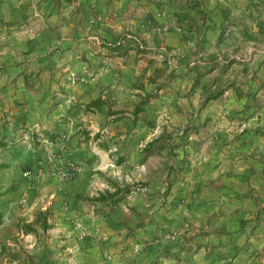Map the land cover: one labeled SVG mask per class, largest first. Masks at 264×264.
Instances as JSON below:
<instances>
[{
    "label": "crops",
    "instance_id": "0c3cea01",
    "mask_svg": "<svg viewBox=\"0 0 264 264\" xmlns=\"http://www.w3.org/2000/svg\"><path fill=\"white\" fill-rule=\"evenodd\" d=\"M0 264H264V0H0Z\"/></svg>",
    "mask_w": 264,
    "mask_h": 264
},
{
    "label": "built area",
    "instance_id": "2783aa9c",
    "mask_svg": "<svg viewBox=\"0 0 264 264\" xmlns=\"http://www.w3.org/2000/svg\"><path fill=\"white\" fill-rule=\"evenodd\" d=\"M70 79L71 81H74V82L82 80L81 78H78L76 76H72ZM28 174H29V171L27 170L23 171L24 176H27ZM69 174H70V171L68 170L61 172V175L63 176V178H66Z\"/></svg>",
    "mask_w": 264,
    "mask_h": 264
},
{
    "label": "trees",
    "instance_id": "16d2710c",
    "mask_svg": "<svg viewBox=\"0 0 264 264\" xmlns=\"http://www.w3.org/2000/svg\"><path fill=\"white\" fill-rule=\"evenodd\" d=\"M101 196H103L102 194H100V196L99 197H101Z\"/></svg>",
    "mask_w": 264,
    "mask_h": 264
}]
</instances>
